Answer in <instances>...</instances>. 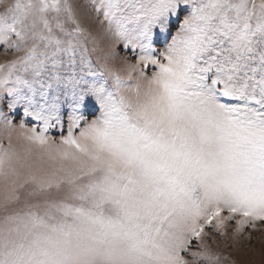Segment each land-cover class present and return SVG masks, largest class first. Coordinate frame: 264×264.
Masks as SVG:
<instances>
[{
  "label": "snow or ice",
  "instance_id": "snow-or-ice-1",
  "mask_svg": "<svg viewBox=\"0 0 264 264\" xmlns=\"http://www.w3.org/2000/svg\"><path fill=\"white\" fill-rule=\"evenodd\" d=\"M0 48V264H225L264 224V0H0Z\"/></svg>",
  "mask_w": 264,
  "mask_h": 264
},
{
  "label": "rangeland",
  "instance_id": "rangeland-1",
  "mask_svg": "<svg viewBox=\"0 0 264 264\" xmlns=\"http://www.w3.org/2000/svg\"><path fill=\"white\" fill-rule=\"evenodd\" d=\"M14 58L15 56L12 54L5 55L2 48H0V64L6 63ZM20 116H22V109L17 111L16 123L19 122ZM257 228L259 231L245 229L238 245L229 248H224L223 245L221 246L219 251L222 255L228 257V261L225 264H264V224L258 222ZM231 230H234V224L231 226ZM249 235L252 236L251 241L247 239Z\"/></svg>",
  "mask_w": 264,
  "mask_h": 264
}]
</instances>
